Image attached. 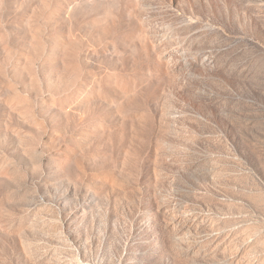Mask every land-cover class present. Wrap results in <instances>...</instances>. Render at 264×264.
I'll return each instance as SVG.
<instances>
[{
  "label": "rangeland",
  "instance_id": "1",
  "mask_svg": "<svg viewBox=\"0 0 264 264\" xmlns=\"http://www.w3.org/2000/svg\"><path fill=\"white\" fill-rule=\"evenodd\" d=\"M0 264H264V0H0Z\"/></svg>",
  "mask_w": 264,
  "mask_h": 264
}]
</instances>
